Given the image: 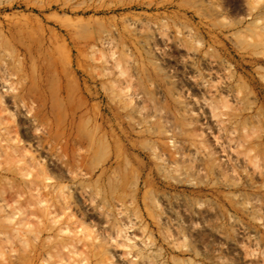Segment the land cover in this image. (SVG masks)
<instances>
[{"label":"rangeland","instance_id":"1","mask_svg":"<svg viewBox=\"0 0 264 264\" xmlns=\"http://www.w3.org/2000/svg\"><path fill=\"white\" fill-rule=\"evenodd\" d=\"M263 27L264 0H0L2 144L35 154L0 157V264L52 220L123 223L149 264H264Z\"/></svg>","mask_w":264,"mask_h":264},{"label":"bare ground","instance_id":"2","mask_svg":"<svg viewBox=\"0 0 264 264\" xmlns=\"http://www.w3.org/2000/svg\"><path fill=\"white\" fill-rule=\"evenodd\" d=\"M263 31H264V27H263ZM165 37H163V38H165ZM163 40H165V39H163ZM2 72H5L4 69L1 71V74H2ZM11 72H13V71H11ZM12 74H14V73H12ZM4 75H7V74L5 73ZM10 76H9V74L6 76L5 84H7L6 79H8V77H10ZM3 84H4V79H3L2 84H1V81H0L1 87L5 85V84L4 85ZM3 97H4V94H2L1 91H0V101L1 102L4 99ZM13 102H15V101H13ZM14 105H16V104H14ZM199 108H200V106H199ZM217 108H215V110ZM2 109L3 108H0V118H1V113L3 112ZM213 109L211 111H214ZM22 112H23V110H22ZM216 114H217V112H216ZM25 115H27V114H25ZM220 115H221V113H220ZM223 121H225V120H222V123H223ZM27 124H29V123H27ZM231 128H235V127L231 126ZM230 134H227V135H230ZM10 138L11 137L9 135V130L7 129V127L0 126V157L8 158V156L11 155L9 157H11V159L13 158L12 159L13 165L14 164H19V163L21 164L20 166H17V168L25 167V165L30 164L31 163L30 161L31 160L33 161L35 159V154L29 153V155H25L24 152H22L23 154H21L18 149H16L15 147H11L12 145H10V147H9L10 150L8 151L7 150V148H8L7 146L8 145L4 144L5 145L4 146L2 144V142L5 141V140H9ZM227 138H228V136H227ZM243 139H241V140H243ZM238 143H239V141H238ZM240 143H239V146H243V145H240ZM35 145H36V143H35ZM237 145H235V146H237ZM35 147H37V145ZM35 147H33V148H35ZM21 151H23V150H21ZM224 151H225V149H224ZM194 153H197V152L195 151ZM247 154H248V152H247ZM40 166H41V164H40ZM45 167L46 166L42 165L41 167L38 168V171H37V174H36V178H37L36 180L37 181H39V180L42 181L43 179H47L48 178L47 174L45 173ZM70 172L77 174L76 168L73 167V165H72V167L70 169ZM36 180L34 182H31L34 185L33 184L32 185H27L29 194H31L30 191L38 190L37 183H35ZM52 189L55 190L56 198H58V200H62L63 201L65 199V195H63L64 191L62 190V187L60 185H54L52 187ZM80 189H81V193H85L86 192L84 187H80ZM47 191L49 192V188H48ZM48 192H46L45 195H42V197L39 198L35 202H37V203L40 202V204H41V202H44V204H43V206H44L46 204L45 201L49 200L48 197H46ZM76 192L80 193L79 192V185L76 187ZM89 200L92 202V199H89ZM87 203H88V201H87ZM48 206H50V205L48 204ZM55 206H57V205H55ZM0 207H2L1 204H0ZM16 207L17 206H15V208ZM66 207L67 206H66V202H65L64 206H60L59 208L60 209L62 208L64 210ZM18 210L19 209H17L16 211H18ZM21 211H23V209L22 210L20 209V213H22ZM52 211H54V210L49 209V211L46 212V216H47V214H51ZM121 213H122V211H121ZM10 214L11 215H8V216H12L13 217L15 212L12 211ZM53 214H54V212H53ZM55 215L56 214H54V216ZM12 217H10V221L13 219ZM49 219H50V217H49ZM49 219H48V222H49ZM62 221H63V219H62ZM21 222H22V219H21ZM56 223H55V221L52 220L51 222L46 223L45 227L43 226V227L36 228V234H33L34 235L33 237H35V243L33 244L32 253H31V258H30L29 264H76V262L79 263L82 260H79L77 258L78 248H79L78 244L81 241H83V240H86L87 243H89L91 245V247H92L91 248L92 250L90 252L91 253V257L88 260V262H90V264H98V263L110 264L113 261L114 257L117 259L118 264H149V261H146V256L144 255L145 249L147 247V244H140L139 246H134V245L130 244L131 243L130 242L131 238H130V236H128L126 234V232H125V224H123V223H121L120 225H117V227H116V229L114 231V235L110 234V235H107V236H103L101 233L92 234L91 231L86 230V228H84L85 230L83 228L79 229L78 226L73 228V227L70 226V224H69L70 222H68V221L59 222L57 224ZM19 224H21V223L19 222ZM53 229H55V234H56L55 240H51V231ZM12 230H14V229H12ZM65 232H69L71 234L70 235L68 234V235H66V236H64L62 238H57V236L61 235L62 233H65ZM42 234H45V238L46 239L42 240V237H41ZM95 240L99 241V243L96 244ZM23 241H25V239L22 240V242ZM99 246L101 247L100 249H99ZM95 247H98V248H95ZM94 248L97 249V250H94ZM52 256H55L54 260H51Z\"/></svg>","mask_w":264,"mask_h":264}]
</instances>
